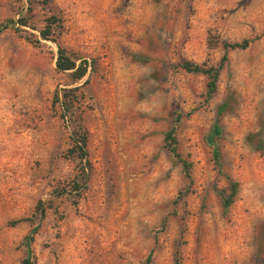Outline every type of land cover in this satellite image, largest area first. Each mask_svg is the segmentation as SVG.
<instances>
[{
    "label": "rangeland",
    "instance_id": "1",
    "mask_svg": "<svg viewBox=\"0 0 264 264\" xmlns=\"http://www.w3.org/2000/svg\"><path fill=\"white\" fill-rule=\"evenodd\" d=\"M23 14L30 27L0 34V264H19L31 227L33 264H139L149 252L150 264H264V0H0V21ZM51 14L58 44L92 62L73 85L55 44L20 37ZM223 55L204 103V76L176 64L215 68ZM84 80L90 168L78 197H55L77 167L52 99ZM225 100L218 173L204 137ZM173 112L190 181L162 148ZM225 177L236 190L224 210ZM39 200L52 206L42 217Z\"/></svg>",
    "mask_w": 264,
    "mask_h": 264
},
{
    "label": "trees",
    "instance_id": "2",
    "mask_svg": "<svg viewBox=\"0 0 264 264\" xmlns=\"http://www.w3.org/2000/svg\"><path fill=\"white\" fill-rule=\"evenodd\" d=\"M28 3L36 2L40 4H45L47 0H27ZM28 9V8H27ZM15 24L19 27H30L28 18L25 14L19 16L17 20L4 19L0 21V34L6 29H12L14 32H20L18 27L14 28ZM62 25L61 20L58 16L51 14L43 20V26L37 30V36L32 34L21 35L20 37L25 40L28 44L33 47H38L41 41H49L56 46L54 67L55 70L66 74L69 80V85H73L80 81L86 74L87 68L92 67V62L87 63L86 60L71 52L64 47L60 46L57 42V38L61 33ZM250 40L243 39L239 42L233 43H223L222 48L226 50L234 49H245ZM225 60L223 55L217 67H204L194 62L182 60L180 63L176 64V67L182 69L185 73L193 75H202L206 79L205 82V93L203 102L206 103L211 97L215 90V82L217 79V72L220 69L222 62ZM87 80L81 85L70 86L58 89L54 92L52 105L57 104L59 109V118L64 123V126L68 132L69 146L66 149L64 158L72 163H75L77 167L76 175L72 181L71 186L63 184L57 190H53L56 194L55 197L65 196L72 193L75 197H78L81 192L82 186L85 179L87 178L89 172V162L86 152V142H87V130L84 126L83 118V94L80 91L82 85H84ZM228 105V101L225 100L219 104L216 108L215 119L208 129L204 142L209 149L211 160L213 166L220 172V143L219 139L221 137V128L219 125V118L221 114L225 111ZM186 116V115H185ZM182 114L178 112L172 113V118L169 127L162 135V148L165 150L169 158L180 165L181 172L183 176L190 181V163L185 157L181 155L177 147L176 130L180 123ZM228 181L229 194L227 197L221 198V206L225 210L231 203V198L235 194L236 185L228 177H225ZM69 187V188H66ZM75 203V202H74ZM51 201H37L34 208V215L42 217L46 209H51ZM30 219H27L29 221ZM161 229L164 228V220L160 222ZM36 232V227H31L27 234H25L21 240V248L23 249V257L21 258L19 264H33L31 261L32 250L31 243L33 242L34 234ZM157 231H154V234ZM151 254L150 252L146 254L143 260L139 264H150ZM175 264H179L176 262Z\"/></svg>",
    "mask_w": 264,
    "mask_h": 264
}]
</instances>
